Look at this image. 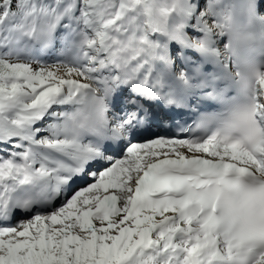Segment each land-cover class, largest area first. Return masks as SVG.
I'll return each instance as SVG.
<instances>
[{"label": "snow or ice", "instance_id": "obj_1", "mask_svg": "<svg viewBox=\"0 0 264 264\" xmlns=\"http://www.w3.org/2000/svg\"><path fill=\"white\" fill-rule=\"evenodd\" d=\"M0 264H264V0H0Z\"/></svg>", "mask_w": 264, "mask_h": 264}]
</instances>
